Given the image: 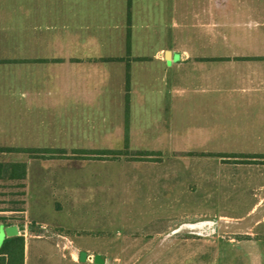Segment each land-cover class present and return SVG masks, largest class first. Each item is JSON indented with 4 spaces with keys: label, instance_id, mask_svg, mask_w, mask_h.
Returning <instances> with one entry per match:
<instances>
[{
    "label": "crops",
    "instance_id": "1",
    "mask_svg": "<svg viewBox=\"0 0 264 264\" xmlns=\"http://www.w3.org/2000/svg\"><path fill=\"white\" fill-rule=\"evenodd\" d=\"M131 38L172 42L155 56L159 75L127 71ZM114 39H125L120 57ZM262 45L264 0H0V164L45 173L41 161L2 151L165 149L181 127L203 135L198 151L264 150ZM139 114L158 121L141 128ZM42 177L27 179L38 212L48 209ZM12 228L10 219L0 223V249Z\"/></svg>",
    "mask_w": 264,
    "mask_h": 264
},
{
    "label": "rangeland",
    "instance_id": "2",
    "mask_svg": "<svg viewBox=\"0 0 264 264\" xmlns=\"http://www.w3.org/2000/svg\"><path fill=\"white\" fill-rule=\"evenodd\" d=\"M163 40L129 39L132 52L130 48L131 54L127 50L122 56L127 71L133 66L134 71L152 69L159 75L164 65L155 60L157 51L172 43ZM178 44L186 50V44ZM113 46L120 57L125 39H114ZM126 79L128 86L129 73ZM139 119L146 129L158 121L144 114ZM179 129L180 138L165 141L160 150L133 151L127 145L111 151H2L45 166V173H27V179L38 182L35 178L43 175L46 182L44 214L34 206L38 190L31 180L29 190L26 181L25 198L20 196L23 189L10 193L19 194L12 199L24 213L4 212L2 202L8 199L0 197V219H10L24 238V264H95L97 256L105 264H264V150L239 151L228 145L226 150L198 151L203 135L188 137L184 127ZM256 203L260 207L251 213ZM26 212L28 219L41 221H28ZM249 241H261L257 251L248 249L249 244L238 247ZM82 253L88 256L85 263L80 262Z\"/></svg>",
    "mask_w": 264,
    "mask_h": 264
},
{
    "label": "trees",
    "instance_id": "3",
    "mask_svg": "<svg viewBox=\"0 0 264 264\" xmlns=\"http://www.w3.org/2000/svg\"><path fill=\"white\" fill-rule=\"evenodd\" d=\"M129 81V80H128ZM129 87V84L127 88ZM29 152V151H28ZM14 153V152H13ZM20 153H27L25 150L20 151ZM30 154V153H28ZM120 156V155H112ZM27 165L26 164H0V182L6 181L7 184L0 186V189L3 193H0V197L8 199L2 203L7 206V209H4L6 213H15L23 212L24 210H19V202L12 199L17 197L19 194H10L16 189H23V193L20 196L26 197V181H27ZM4 176V177H3ZM4 180H3V179ZM8 190H11L7 192ZM26 205V201L21 202V204ZM7 220L5 218L0 219V223H5ZM25 244L24 238H11L6 240L3 243L2 248L0 249V264H24L25 260Z\"/></svg>",
    "mask_w": 264,
    "mask_h": 264
},
{
    "label": "water",
    "instance_id": "4",
    "mask_svg": "<svg viewBox=\"0 0 264 264\" xmlns=\"http://www.w3.org/2000/svg\"><path fill=\"white\" fill-rule=\"evenodd\" d=\"M8 236L11 238L17 237L18 236V230L17 228H12L7 232ZM87 254L86 253H82L80 255V262L81 263H85L87 261ZM95 264H105L103 258H101L100 256H97L95 259Z\"/></svg>",
    "mask_w": 264,
    "mask_h": 264
}]
</instances>
